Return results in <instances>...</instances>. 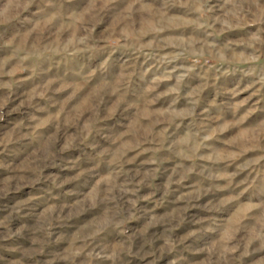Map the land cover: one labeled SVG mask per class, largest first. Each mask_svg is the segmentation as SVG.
<instances>
[{"label":"rangeland","instance_id":"rangeland-1","mask_svg":"<svg viewBox=\"0 0 264 264\" xmlns=\"http://www.w3.org/2000/svg\"><path fill=\"white\" fill-rule=\"evenodd\" d=\"M0 264H264V0H0Z\"/></svg>","mask_w":264,"mask_h":264}]
</instances>
